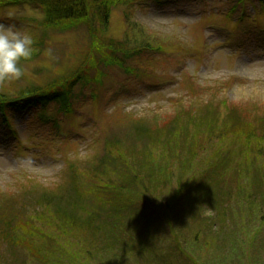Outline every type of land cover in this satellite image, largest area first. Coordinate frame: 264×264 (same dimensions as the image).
<instances>
[{"label":"rangeland","instance_id":"1","mask_svg":"<svg viewBox=\"0 0 264 264\" xmlns=\"http://www.w3.org/2000/svg\"><path fill=\"white\" fill-rule=\"evenodd\" d=\"M230 1L145 0L131 17L124 7L114 8L107 28L92 18L100 45L116 43L125 45L124 51L145 50L127 59L130 74L116 66L106 68L104 84L76 88L72 114L63 111L56 123L38 119L33 104L26 109L19 106L7 122L0 114V211L9 207L10 215L23 213L25 219L45 213L42 220H33L42 230L30 238L35 257L18 253V264H264V226L260 228L264 214V140L260 139L264 137V4L254 0L239 7L246 14L239 20L241 13L232 14ZM43 19V13L30 5L0 9V24L28 30L37 42L31 58L20 64L24 76L0 81L3 92L44 87L74 75L91 61L87 25L64 33L47 32L40 27ZM197 109L203 113L199 115ZM215 111L221 124L215 131L193 122ZM235 118L241 119L240 127L253 124L257 134L251 146H246L245 137L231 136L233 121L224 125ZM138 123L150 130L180 129L185 135L202 132L210 138L211 150L205 153L209 165L233 161L223 178L226 196L221 191L217 196L223 216L220 213L212 230L209 218H217L219 211L206 204L198 211L194 204L178 215L180 207L171 197L164 203L162 226L142 230L140 238L134 231L118 242L101 233L94 238L92 228L81 229L64 220L71 202L65 194L58 196L57 189L71 180L68 173L82 183V192L94 197L107 186L120 181L125 185L126 177L119 169L98 165L119 148L124 153L146 144L136 137ZM111 142L116 149L109 148ZM127 162L135 164L129 170L133 177L152 173L144 160L129 158ZM196 168L198 175L200 166ZM159 184L151 183L150 188ZM27 186L48 194V208L30 205ZM177 186L175 182L170 186L171 194ZM164 190L154 195L156 199L163 197ZM253 194L263 202L257 207L247 202L246 196ZM146 196L152 197L142 198L137 190L121 193L137 214ZM168 229L176 235L172 231L168 235Z\"/></svg>","mask_w":264,"mask_h":264},{"label":"trees","instance_id":"2","mask_svg":"<svg viewBox=\"0 0 264 264\" xmlns=\"http://www.w3.org/2000/svg\"><path fill=\"white\" fill-rule=\"evenodd\" d=\"M142 1L145 0H0V9L8 6L30 5L33 9L42 12L44 19L40 23V27L43 31L64 33L78 28V26L87 25L92 37L91 49L93 53L91 61L83 64L70 77L59 78L44 87L20 89L15 93L0 90V113L5 121H8V116L12 115V111L19 106L26 109L33 104L38 109V119L41 118L49 121V123H56L63 111L65 115L72 114L76 88L86 90L104 84L107 77L106 68L116 66L124 70L126 74H130L131 68L126 66L127 59H131L132 54L136 51L128 49L124 51L126 46L117 45L116 43L107 44L105 47L100 45L99 33L92 26L91 20L96 17L103 27L107 28L114 8L124 7L127 17H131L132 10L136 6L139 7L138 3ZM253 1L232 0V2L240 5L239 7L246 6L250 2L253 3ZM261 1L264 4V0ZM236 9V7L232 9V14ZM124 44L126 43L124 42ZM36 46L37 42L34 43L33 47L36 48ZM120 54L123 56H120ZM25 61L27 60H21L20 64L22 62L26 63ZM209 110L213 111V108L209 106ZM195 111L199 115L203 113L201 109ZM232 121L234 124H230V126L231 129H234L233 133L231 135L230 132L225 130L227 135L229 133L238 140L245 137L247 139V141H244L247 142L246 146H251L250 143L256 139L257 134V131L252 128L253 124L244 123L245 126L240 127L241 119L235 118L228 119V122L226 121L224 125H229ZM193 122L198 127L200 124L211 126V130L214 131L221 126L216 111L210 113L207 119L196 118ZM138 126V129L135 130L136 137L146 144H143L142 147L134 145L124 153H121L119 148L118 153H111L106 157V160L101 161L98 165L113 171L119 169L126 177L125 185L123 186L120 181V185L109 186V189L107 186L94 197L82 192L80 190L82 183L74 176V173H68L67 175L71 180L57 189L58 196L65 194L71 202L69 204L70 211L65 212L67 219L64 220L68 223L79 224L81 229L92 228L94 238H99V233H101L106 237L112 236L111 239L118 242L121 240V236H130L131 231L138 233L137 238H140L142 234L149 232L155 226H162L164 203L171 197L172 201H176L180 207L177 212L178 215L183 214L181 212H187V208L194 204L198 211L200 210L199 206L202 204H206L212 211H219L217 218L212 217L216 219L209 218L212 230L216 226L214 225L216 220L218 221L223 216L222 212L224 210L221 212L222 205H220L221 202L220 199H217V196L220 191L222 192L223 178L226 179V170L230 169L229 164L233 161L219 162L220 164L215 166L209 165L205 153H209L211 150L210 138L203 137L202 132L196 131L192 135L188 133L185 135L180 129L167 132L165 129L158 130L160 128H156L158 131L150 130L144 127L142 123H138ZM246 127L248 128L246 129ZM182 129L188 131V128L182 127ZM154 131L156 132L153 133ZM206 133L211 136L209 132L206 131ZM222 137H220V140ZM260 139L263 141L264 137ZM109 148L116 149L112 142L109 144ZM129 158L144 160L146 164H149L148 167H150L153 174L149 172L148 177L141 176L140 178L131 176L129 170L133 169L131 166H135V164L129 165L127 162ZM196 166H200L198 175H195L197 172ZM156 181H160L159 186L151 189L150 184ZM174 182L178 186L172 187L173 193L171 194L170 186ZM125 189L130 192L137 190L142 198L147 194L152 195V197L146 196L145 199L141 200L138 214L131 211L132 208L128 207L129 203L125 197L121 198V193ZM22 190L24 191V188ZM27 190L26 194L30 205L36 204L38 208H48L51 200L47 193L39 194L38 188L35 186L29 187ZM151 190H154L155 193L152 194ZM162 190H164L163 197L159 196L156 199L154 195ZM259 191H262V189ZM222 194L224 197L226 196L224 192ZM256 194L246 196L247 202L254 207L259 206V203H263ZM69 201H66L65 204ZM170 206L171 204H168L169 210L171 209ZM4 209L0 211V264H11L15 261L18 264L21 262L18 253L22 252L33 259L35 256L33 255L34 250L30 238L35 237V234L37 235L42 231L33 223V220H42L45 213L28 215L25 219L23 213H19L21 216L17 214L12 216L7 211L9 207ZM2 212L5 213L2 215ZM262 216L263 221L260 223V228L264 226V214ZM154 220L156 221L153 222ZM144 229L145 232L142 231ZM170 231H172L173 236L176 235L173 230H169L168 235H170ZM120 245L121 243H116L115 246L120 247ZM182 249V246H178V250Z\"/></svg>","mask_w":264,"mask_h":264},{"label":"clouds","instance_id":"3","mask_svg":"<svg viewBox=\"0 0 264 264\" xmlns=\"http://www.w3.org/2000/svg\"><path fill=\"white\" fill-rule=\"evenodd\" d=\"M35 41L28 30L0 24V81L19 80L24 76L21 60H29Z\"/></svg>","mask_w":264,"mask_h":264}]
</instances>
